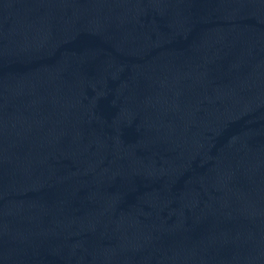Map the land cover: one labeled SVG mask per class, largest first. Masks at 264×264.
Listing matches in <instances>:
<instances>
[{
    "label": "water",
    "instance_id": "obj_1",
    "mask_svg": "<svg viewBox=\"0 0 264 264\" xmlns=\"http://www.w3.org/2000/svg\"><path fill=\"white\" fill-rule=\"evenodd\" d=\"M0 264H264V0H0Z\"/></svg>",
    "mask_w": 264,
    "mask_h": 264
}]
</instances>
